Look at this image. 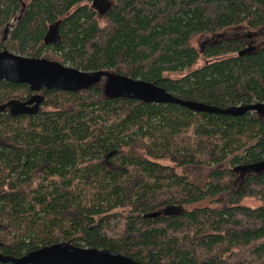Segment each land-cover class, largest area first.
Returning a JSON list of instances; mask_svg holds the SVG:
<instances>
[{
	"label": "trees",
	"instance_id": "obj_1",
	"mask_svg": "<svg viewBox=\"0 0 264 264\" xmlns=\"http://www.w3.org/2000/svg\"><path fill=\"white\" fill-rule=\"evenodd\" d=\"M235 26L264 28V0H0L15 54L216 110L108 98L105 77L68 91L0 81V252L65 242L141 264H264V116L224 113L264 103V47L192 44ZM202 57L219 59L193 69ZM187 166L216 168L200 186Z\"/></svg>",
	"mask_w": 264,
	"mask_h": 264
},
{
	"label": "water",
	"instance_id": "obj_2",
	"mask_svg": "<svg viewBox=\"0 0 264 264\" xmlns=\"http://www.w3.org/2000/svg\"><path fill=\"white\" fill-rule=\"evenodd\" d=\"M105 77L104 94L108 98L138 100L145 104L168 105L177 103L193 111H216L202 104L180 102L165 89L149 82L108 72L81 71L65 67L43 58H28L3 49L0 51V81L27 85L32 92L76 90ZM33 101H37L34 99ZM255 112L264 116V103L233 106L227 115L239 116ZM110 153L105 160L113 156ZM155 215V214H154ZM0 263L11 264H141L108 249L82 248L62 242L42 247L21 257L5 256L0 252Z\"/></svg>",
	"mask_w": 264,
	"mask_h": 264
},
{
	"label": "rangeland",
	"instance_id": "obj_3",
	"mask_svg": "<svg viewBox=\"0 0 264 264\" xmlns=\"http://www.w3.org/2000/svg\"><path fill=\"white\" fill-rule=\"evenodd\" d=\"M97 4L100 6H103L101 2H97ZM229 39L243 40L248 44L250 51H256L264 47V28L251 31V30L246 29L243 26L229 27V28L223 29L213 34H204V35L198 36L194 38V40L192 41V44L196 48L200 49L204 45H212V44H216L221 41L229 40ZM1 45H2V48L0 51H2L3 49H6L7 51L15 54L14 50L11 49L7 45V39L1 41L0 46ZM217 59L219 58L202 57L200 61L197 63V65L193 66V69L205 63L215 61ZM67 67H69V65H67ZM163 164L172 166V164H170L167 161H164ZM226 165L227 163H224L220 165L219 168L225 167ZM215 168L216 167L210 168V167L187 166V167L178 168L177 173L180 175L186 176L189 182L203 186L207 180L209 172ZM203 203L205 202H202L201 204H196V205H202ZM241 204L253 208V207L259 206L261 202L257 198H245Z\"/></svg>",
	"mask_w": 264,
	"mask_h": 264
},
{
	"label": "flooded vegetation",
	"instance_id": "obj_4",
	"mask_svg": "<svg viewBox=\"0 0 264 264\" xmlns=\"http://www.w3.org/2000/svg\"><path fill=\"white\" fill-rule=\"evenodd\" d=\"M37 105L36 101L30 100V101H26L23 104H17L15 103L14 106H12L11 111L14 114H20V113H25L28 109H34Z\"/></svg>",
	"mask_w": 264,
	"mask_h": 264
}]
</instances>
